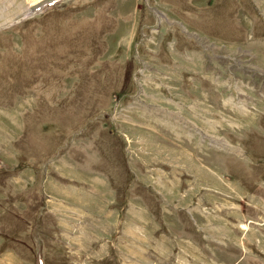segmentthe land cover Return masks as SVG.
Here are the masks:
<instances>
[{"label": "rangeland", "instance_id": "1", "mask_svg": "<svg viewBox=\"0 0 264 264\" xmlns=\"http://www.w3.org/2000/svg\"><path fill=\"white\" fill-rule=\"evenodd\" d=\"M54 1L0 0V264H264V0Z\"/></svg>", "mask_w": 264, "mask_h": 264}, {"label": "water", "instance_id": "2", "mask_svg": "<svg viewBox=\"0 0 264 264\" xmlns=\"http://www.w3.org/2000/svg\"><path fill=\"white\" fill-rule=\"evenodd\" d=\"M56 1H60V0H55L54 2H56ZM49 4H51V2L49 3ZM49 4H46V5H43L41 8H39L38 10H41V9H43V8H45L47 5H49Z\"/></svg>", "mask_w": 264, "mask_h": 264}]
</instances>
